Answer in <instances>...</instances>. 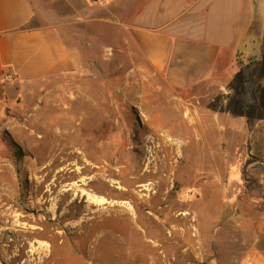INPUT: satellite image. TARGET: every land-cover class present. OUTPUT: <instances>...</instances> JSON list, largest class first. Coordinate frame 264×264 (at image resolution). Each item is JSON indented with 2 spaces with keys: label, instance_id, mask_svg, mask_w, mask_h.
I'll list each match as a JSON object with an SVG mask.
<instances>
[{
  "label": "rangeland",
  "instance_id": "1",
  "mask_svg": "<svg viewBox=\"0 0 264 264\" xmlns=\"http://www.w3.org/2000/svg\"><path fill=\"white\" fill-rule=\"evenodd\" d=\"M33 1L63 17L82 68L41 81L0 127V264H264V0L196 16L201 31L253 20L242 64L185 90L114 10ZM172 229L191 243L167 239Z\"/></svg>",
  "mask_w": 264,
  "mask_h": 264
},
{
  "label": "crops",
  "instance_id": "2",
  "mask_svg": "<svg viewBox=\"0 0 264 264\" xmlns=\"http://www.w3.org/2000/svg\"><path fill=\"white\" fill-rule=\"evenodd\" d=\"M82 1L89 9L114 10L115 18L130 21L129 39L174 89L206 84L218 69L226 71L235 62L241 65L239 56L245 57L241 45L253 20L248 11L240 27L236 20V28L231 25L225 29L223 25L219 29L217 22L211 23L207 31L205 26L202 31L196 28L197 15L215 14L216 6L227 0H144L141 3L142 7L146 4L145 13L136 18L140 9L138 0ZM124 9L127 16L118 17L116 12ZM40 14L33 0H0L1 128L10 122L7 111H19V98L28 101L31 96H38L36 89L41 81L74 78L81 71V51L67 44L61 34L59 20L63 17L47 12ZM202 33L207 40L198 37ZM6 74H11L13 80H7ZM51 92L47 90L44 96ZM232 131L240 133L243 124L234 122Z\"/></svg>",
  "mask_w": 264,
  "mask_h": 264
},
{
  "label": "bare ground",
  "instance_id": "3",
  "mask_svg": "<svg viewBox=\"0 0 264 264\" xmlns=\"http://www.w3.org/2000/svg\"><path fill=\"white\" fill-rule=\"evenodd\" d=\"M81 137V136H80ZM76 145V144H75ZM86 148V147H85ZM165 150H166V148H164V146H163V152H165ZM80 151V150H79ZM87 155H89V153L87 154ZM79 156V155H78ZM77 156V157H78ZM165 158H167V156L165 155ZM162 159V158H161ZM98 160V159H97ZM163 162V161H162ZM161 163V162H160ZM164 163V162H163ZM162 163V164H163ZM161 164V165H162ZM166 164H163V166H165ZM159 166V165H158ZM170 169V166H167V167H162L161 168V170H165V169ZM157 169H158V167H157ZM160 170V171H161ZM158 171V170H157ZM159 172V171H158ZM183 216H186L187 215V213L185 212V213H181ZM187 220V219H186ZM187 222V221H186ZM186 230V229H185ZM186 234H187V230L186 231H183V232H178L177 230H173L172 229V231H171V233H170V238H167V239H170L172 242L173 241H175V242H181L182 243V241H188L189 243H191L189 240H186ZM167 243H169V242H167ZM171 243V242H170ZM186 243V242H185ZM185 243H183V244H185ZM173 244V243H172ZM176 244V243H175ZM170 245V244H169ZM180 245V244H179ZM178 246V245H177ZM177 248H179V247H177ZM180 248H181V245H180ZM152 249V248H151ZM153 250V249H152Z\"/></svg>",
  "mask_w": 264,
  "mask_h": 264
},
{
  "label": "built area",
  "instance_id": "4",
  "mask_svg": "<svg viewBox=\"0 0 264 264\" xmlns=\"http://www.w3.org/2000/svg\"><path fill=\"white\" fill-rule=\"evenodd\" d=\"M5 78H6L7 80H13V76H12L11 74H6V75H5Z\"/></svg>",
  "mask_w": 264,
  "mask_h": 264
},
{
  "label": "trees",
  "instance_id": "5",
  "mask_svg": "<svg viewBox=\"0 0 264 264\" xmlns=\"http://www.w3.org/2000/svg\"><path fill=\"white\" fill-rule=\"evenodd\" d=\"M252 62V61H251Z\"/></svg>",
  "mask_w": 264,
  "mask_h": 264
}]
</instances>
